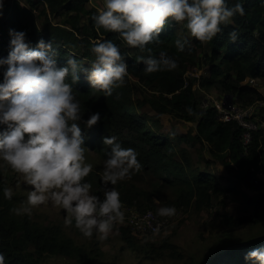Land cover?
Segmentation results:
<instances>
[{
  "label": "trees",
  "instance_id": "16d2710c",
  "mask_svg": "<svg viewBox=\"0 0 264 264\" xmlns=\"http://www.w3.org/2000/svg\"><path fill=\"white\" fill-rule=\"evenodd\" d=\"M159 1L167 5L112 0L100 13L89 0H1L0 146L26 143L70 171L78 170L75 145L103 159H127L134 173L152 174L158 189L175 190L170 207L202 210L221 195L223 201L240 196L243 211L222 220L253 224L246 210L264 201L263 185L249 180L264 174V107L244 144L239 124L219 120L214 107L200 103L212 88L241 106L262 97L246 81H264V0ZM175 3L187 26L174 16ZM200 68L208 74L197 76ZM140 87L152 97H135ZM147 103L155 115L140 111ZM28 111L37 115L29 118ZM163 113L195 122V132H161ZM197 143L236 181L222 187L213 172L195 167L188 147ZM89 181L93 208L121 206L107 205L99 180ZM241 183L258 193L246 196ZM120 199L140 211L155 207L143 190ZM119 231L127 241L135 237L128 227ZM74 250L58 228L17 215L0 177V264H44L46 255ZM212 253L201 264H264V237Z\"/></svg>",
  "mask_w": 264,
  "mask_h": 264
},
{
  "label": "rangeland",
  "instance_id": "374dc122",
  "mask_svg": "<svg viewBox=\"0 0 264 264\" xmlns=\"http://www.w3.org/2000/svg\"><path fill=\"white\" fill-rule=\"evenodd\" d=\"M111 1L89 0L87 6H93L101 13L103 8H110ZM152 1H158L162 8L167 5L159 0ZM175 6L174 16H178L182 24L186 20L185 12L181 5L175 3ZM187 24L188 20L183 23ZM195 73L197 76L208 74L205 68L195 69ZM249 80L246 82L250 83ZM250 85L264 92V81L260 79H253ZM151 93L140 87L135 97H152ZM206 95L223 100V95L215 88ZM140 111L155 115L148 103ZM28 115L32 118L37 113L28 111ZM159 117L163 133L195 132V122L168 113ZM72 149L74 162L81 171L78 173V170H68L63 162L45 159L38 151L29 149L26 143L9 141L0 146V177L6 182L7 195L15 213L28 215L42 227L58 228L75 248L71 256L46 255L42 260L44 264H201L220 247L264 237V201L246 210L253 224H226L222 220L224 215L234 219L243 211L238 202L240 196L236 200L223 201L224 195H221L213 200L210 208L196 210L190 206L183 212L167 203L175 197V190L168 187L158 189L159 181L152 174L134 173L127 159H103L94 151L77 145ZM188 151L194 166L213 172L222 187L236 181L219 161H214L206 148H200V144L188 147ZM206 160L214 163L207 165ZM255 175L261 180L258 184L259 187L263 185L261 193H264V174L257 172ZM93 178L101 183L102 197L109 200L106 203L109 206L125 205L120 199L123 195L132 196L137 190L147 192L155 203L151 210L169 219L166 229L155 234H136L131 241L125 240L126 234L119 231L118 226L103 219L102 209L91 206L93 192L89 179ZM241 185L248 197L258 193Z\"/></svg>",
  "mask_w": 264,
  "mask_h": 264
},
{
  "label": "built area",
  "instance_id": "2783aa9c",
  "mask_svg": "<svg viewBox=\"0 0 264 264\" xmlns=\"http://www.w3.org/2000/svg\"><path fill=\"white\" fill-rule=\"evenodd\" d=\"M252 80H249V84H251ZM209 106L216 109V115L219 120L225 122L235 121L239 124L243 128L241 135L242 142L247 144L250 141V132L259 126L257 122L258 111L264 107V92L260 99L247 106H241L232 102L225 107L222 99L206 95L205 99L200 103V108H207ZM258 173L262 174L261 171H258ZM103 219L116 227H128L134 235L158 233L166 229V225L169 222L168 218L158 216L151 209L140 211L136 207L129 205H121L115 209L106 211L103 213Z\"/></svg>",
  "mask_w": 264,
  "mask_h": 264
},
{
  "label": "water",
  "instance_id": "95a60500",
  "mask_svg": "<svg viewBox=\"0 0 264 264\" xmlns=\"http://www.w3.org/2000/svg\"><path fill=\"white\" fill-rule=\"evenodd\" d=\"M231 99H232L231 95H229V94H224L223 95V102H224V106L225 107H227L231 103ZM249 180L251 182H253L256 185L257 188L259 187L258 182H261V180H259L256 175H250L249 176Z\"/></svg>",
  "mask_w": 264,
  "mask_h": 264
},
{
  "label": "clouds",
  "instance_id": "9594fccd",
  "mask_svg": "<svg viewBox=\"0 0 264 264\" xmlns=\"http://www.w3.org/2000/svg\"><path fill=\"white\" fill-rule=\"evenodd\" d=\"M232 102L235 103V102L233 101V99H231V103H232ZM231 103H230V104H231Z\"/></svg>",
  "mask_w": 264,
  "mask_h": 264
}]
</instances>
